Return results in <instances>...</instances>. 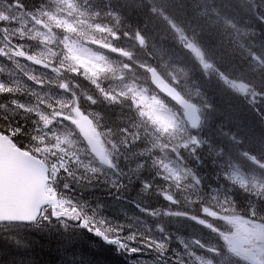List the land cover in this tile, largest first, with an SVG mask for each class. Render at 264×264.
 I'll return each mask as SVG.
<instances>
[{
	"label": "trees",
	"instance_id": "trees-1",
	"mask_svg": "<svg viewBox=\"0 0 264 264\" xmlns=\"http://www.w3.org/2000/svg\"><path fill=\"white\" fill-rule=\"evenodd\" d=\"M134 1L0 0V132L49 164L61 201L37 223H0V264H251L207 249L225 237L217 215L264 225V4ZM79 41L104 50L102 67L72 56ZM151 65L197 91L177 83L203 110L197 130L164 129L126 91H155Z\"/></svg>",
	"mask_w": 264,
	"mask_h": 264
},
{
	"label": "water",
	"instance_id": "water-1",
	"mask_svg": "<svg viewBox=\"0 0 264 264\" xmlns=\"http://www.w3.org/2000/svg\"><path fill=\"white\" fill-rule=\"evenodd\" d=\"M153 85L187 111L188 119L201 121L195 105L172 87L156 68L149 70ZM48 166L42 160L16 146L8 135L0 134V221L33 222L41 204L48 199L57 205V198L43 196Z\"/></svg>",
	"mask_w": 264,
	"mask_h": 264
},
{
	"label": "rangeland",
	"instance_id": "rangeland-1",
	"mask_svg": "<svg viewBox=\"0 0 264 264\" xmlns=\"http://www.w3.org/2000/svg\"><path fill=\"white\" fill-rule=\"evenodd\" d=\"M98 29V30H97ZM96 30L98 32H102V31H108L109 28L107 27H99V26H96ZM190 45V47L196 52L197 49H196V46L195 45H192L190 43H188ZM73 57H75L76 59H78L79 61H81L82 63L88 65V66H91L94 64V65H98L99 63L101 65H103V61L105 59V57H99V55H97L94 51H90L87 47H85L83 44H80L76 46V49H74L73 51ZM168 76H170V73H168ZM174 79H177L178 77L176 75H173ZM129 88H127L126 91H130L134 94V97H135V102H136V105L140 108V107H143L147 110V112H149L152 116V119L153 121L161 124L162 126L166 127L172 123H174L175 121L176 122H180V115L178 114V111H176L175 109L172 110V107L167 103V101H164L163 99H161L159 97V95H157L156 93L152 92L149 95L145 94V91L143 89H141V87L135 85V84H129ZM245 92H248V89H244ZM249 96L257 98L255 96V92L249 94ZM96 116L95 115H92L91 119H95ZM89 125H90V122H89ZM88 125V126H89ZM87 126V125H86ZM87 130V133H88V138H93V130L91 127H88L86 128ZM92 130V131H91ZM92 152V151H91ZM239 173V172H238ZM239 174H236L237 178H240L238 177ZM243 181V179L241 180ZM251 232H254L255 234H259L260 235V238L261 240L264 241V231L260 228V229H255V230H251L250 229V233ZM259 235L255 236V235H250L246 238L249 239V237L253 238L254 240V243L257 244V239H259ZM243 239V237H242ZM241 239V240H242ZM247 239V240H248ZM246 242L247 244L250 243L249 240L248 241H244ZM236 245L239 244V243H235ZM217 245V244H216ZM234 245L235 247L234 248H237V247H240V246H236ZM216 247L215 246H212V244L210 245V247H208L207 250H214Z\"/></svg>",
	"mask_w": 264,
	"mask_h": 264
},
{
	"label": "bare ground",
	"instance_id": "bare-ground-1",
	"mask_svg": "<svg viewBox=\"0 0 264 264\" xmlns=\"http://www.w3.org/2000/svg\"><path fill=\"white\" fill-rule=\"evenodd\" d=\"M181 1H183V0H174V3H179V2H181ZM257 1H259L262 5L264 4V0H257ZM117 3L120 5L121 4V2L120 1H117ZM150 2L149 1H143L142 2V5L143 6H147L148 4H149ZM134 5L136 4V5H139L140 6V2L138 1V0H135L134 1V3H133ZM229 4H230V1L229 0H227V1H225L224 3H223V5L224 6H226L227 8H229ZM231 4L233 5V2L231 1ZM126 13H129V11H127V10H124ZM184 14L188 17V19H190L192 22L193 21H196L197 20V18H198V14L196 13V12H194V10L193 11H190V13H188V12H184ZM218 14V12H215L213 9L212 10H210L209 12H208V14L205 16L204 15V17H211V18H214V20H216L217 18H215V16ZM203 17V16H202ZM203 17V18H204ZM242 17H239V18H237L236 20L237 21H239V20H242V21H245V22H247L249 25L250 24H252V23H255V20L256 19H258V18H255V19H250V21L249 20H247V19H244V18H242ZM184 59V58H183ZM188 63H190L191 65H193V67L195 68L197 65H194L193 64V62L192 61H190L189 59H185ZM199 60V59H198ZM236 64H238L239 66H248L249 65V63L246 61V60H239L238 62H236Z\"/></svg>",
	"mask_w": 264,
	"mask_h": 264
}]
</instances>
